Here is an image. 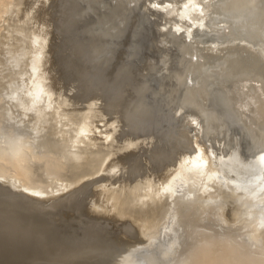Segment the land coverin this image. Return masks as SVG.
I'll return each mask as SVG.
<instances>
[{"label": "bare ground", "instance_id": "obj_1", "mask_svg": "<svg viewBox=\"0 0 264 264\" xmlns=\"http://www.w3.org/2000/svg\"><path fill=\"white\" fill-rule=\"evenodd\" d=\"M23 1L27 3L0 0V189L9 190L27 212L38 215L26 217L16 231H30L39 225L35 220L46 224L49 218L59 230L71 215L66 211L72 195L90 186L101 188L104 182L100 192L108 191L111 203L119 200L115 214L121 219L129 215V207L152 211L150 205L162 196L166 205L154 207L156 225L138 229L120 247H109L110 252L85 257V264H264V0H77L82 3L77 15L93 17L89 34L94 62L112 60L127 27H132L134 39L143 22H153L158 32V58L148 62L129 112L145 119L155 107L164 108L171 130L197 152L167 176L149 205L137 189L125 196L124 191L107 189L113 185L101 172L108 173L113 163L109 145H98L101 133L89 126L92 111L80 123L72 116L55 115L47 95L35 87L38 79L23 77L27 71L18 53H4L10 34L18 32L9 19H17ZM134 14L136 24L130 25ZM136 43L126 51L128 59L140 50ZM103 138L107 143L114 139ZM88 156L95 161L82 164ZM95 174L100 176L94 179ZM214 185L226 187L224 198L218 191L222 188ZM229 200L237 204L232 220L241 221L234 226L229 225ZM150 211L144 218L154 215ZM6 222L14 225L15 220Z\"/></svg>", "mask_w": 264, "mask_h": 264}, {"label": "rangeland", "instance_id": "obj_2", "mask_svg": "<svg viewBox=\"0 0 264 264\" xmlns=\"http://www.w3.org/2000/svg\"><path fill=\"white\" fill-rule=\"evenodd\" d=\"M22 4L19 6L20 9L18 8L20 11L17 12V19H9L10 27L15 28L19 33L17 32V35L10 34L7 41L8 50H5L4 53H9V49L18 53L19 60H21L20 65L27 71L23 77L38 79L35 87L37 86L44 91L43 94L47 95L48 100L54 106L52 110L54 112L57 110L55 115H58L59 112L63 116H72L76 119L75 122L80 123L87 118L85 113H88L89 110L92 111L94 118L93 123L89 126L92 125L90 128L95 134L101 133L99 136L102 139H96L98 145H109L108 150L111 154L108 155L110 156L109 161L110 164L113 163L108 173L107 171L101 172L102 176L108 175L106 181L113 185L108 186L111 188H107L108 190L114 188L117 194L124 191L121 193L122 196L128 192L134 193V191L139 190L144 194V201L151 199V195L157 192L167 176L179 166H184L187 156L197 152L195 146L186 147L183 139L177 137L178 134L171 130L172 120L170 121V117L166 115L167 112L164 108V110L160 107L158 109L155 107L157 110L153 108L151 113L155 109L154 113L145 119H136L130 115L129 106L132 105L138 84L149 69V63H152V60L155 62L158 58L157 54L160 52V49L157 48L161 44L158 42V38L156 39L155 29L151 27L150 30L145 29L147 31H142L143 34L136 35L134 39L130 31L132 27L130 26L131 29L127 27L128 33L125 31L120 41L121 44L114 51L112 60L104 63L94 62L90 53L91 36L89 34L93 17L92 14L81 17L77 15L76 11L78 7L82 6L80 5L82 3H77V0H27V3L23 1ZM135 15L130 19L134 20L133 22L130 21L132 23L130 25L136 24L137 15ZM15 35L20 39H16ZM23 36L24 38H22ZM129 37L131 41H129ZM135 40L139 41L140 50H138L137 55L128 59L126 51L129 50L130 44H135ZM156 43L159 46L154 45ZM150 44L156 48L152 49ZM156 51H158L157 54ZM10 59L7 63H12ZM124 68L126 69L124 70ZM4 69L6 72L9 70L12 73L10 67ZM166 117L169 118L166 119ZM110 128L114 131L112 133L111 131L107 132L108 135L105 132ZM173 133L177 138L173 136ZM111 135L114 138L113 141L105 142L106 139L103 137L106 136L107 138ZM178 139L180 141H177ZM95 159L96 157L88 156L82 161V164L95 161ZM107 164L106 162L104 167ZM179 169L181 167L177 170ZM223 172L226 177H232V173L228 170H223ZM98 174L93 176L94 179L96 176H100ZM93 177L89 179L92 180ZM108 183L105 182L106 185ZM102 185L101 188L98 185L90 186L86 191H78L72 195L69 208L66 211L71 215L63 224L61 223L62 225L60 224L59 230L53 226L54 220L49 218L50 221L46 224H51L48 225L50 228L44 223L40 224V219L35 220L39 225L33 226L32 230L23 233L16 231L18 225L21 222L24 223L26 217L32 218L33 216L35 218L38 215L34 213L37 215L35 216L33 212H27L20 205L21 202L9 190L0 189V264H85V257L91 258L90 255L110 252L109 247L122 245L121 243L126 242L129 236H136L138 229H145L151 224L156 225L154 218L158 216H155L157 213L154 210L156 207L159 209L166 205V201L163 203V200L167 198L166 196L165 198L162 196L161 201L160 199L159 201L155 200L154 202L157 203L153 202V206H151L152 200L147 201V203L149 202L148 205L151 204L152 211L147 209L141 211L138 207H136L137 209L129 207L130 209H127L129 215L125 219L124 217L121 219L120 215L115 214L118 206L116 203L119 200L117 199V202L112 200L117 206L111 203V200L106 196L109 194L108 191L100 192L103 190L104 182ZM215 186L214 188L217 187ZM217 188H222L218 191L220 196L222 195L221 197L224 198L226 187L218 186ZM97 192L100 195L95 198L94 193ZM18 202L20 207L16 206ZM227 204L229 218L232 220L237 212L235 208L237 204L233 200H229ZM47 205L45 204L44 207ZM234 209L235 211H233ZM149 211L152 215L154 212V217H149L153 221H150V224L149 221L145 220L149 218H144ZM66 213L63 211L64 215ZM262 213H264V209H261L260 215ZM254 214L256 215L255 211H253L252 216ZM55 216L58 218L57 215L52 216V218L56 219ZM47 218L44 215L42 219L45 221ZM12 219L15 220L14 225L6 224L7 220L10 222L13 221ZM126 220L129 223L125 226ZM232 221L229 222L230 226L241 223V221L235 223ZM115 225L120 228H116ZM128 225L129 227H127ZM114 226L117 230L114 229ZM124 226L128 229L134 227L135 232L129 230L126 233ZM60 229H63L61 230L63 233ZM59 231L60 233H58ZM121 232L125 235H122ZM62 234L63 237H61ZM82 259L84 260L81 261Z\"/></svg>", "mask_w": 264, "mask_h": 264}, {"label": "water", "instance_id": "obj_3", "mask_svg": "<svg viewBox=\"0 0 264 264\" xmlns=\"http://www.w3.org/2000/svg\"><path fill=\"white\" fill-rule=\"evenodd\" d=\"M153 22H149V23H147V22H143V26L142 27H140L139 28V34H141L142 33V31H144L145 29H148V28H154V25L152 24ZM155 31H156V34H157V38H158V32H157V30L155 29ZM138 34V35H139ZM139 41H137V45H139V43H138ZM158 42L160 43V41H159V39H158ZM140 48V47H139Z\"/></svg>", "mask_w": 264, "mask_h": 264}]
</instances>
